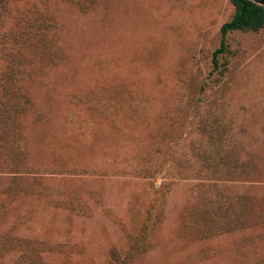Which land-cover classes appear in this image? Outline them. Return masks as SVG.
<instances>
[{"label":"rangeland","instance_id":"rangeland-1","mask_svg":"<svg viewBox=\"0 0 264 264\" xmlns=\"http://www.w3.org/2000/svg\"><path fill=\"white\" fill-rule=\"evenodd\" d=\"M230 0H0V264H264V28Z\"/></svg>","mask_w":264,"mask_h":264},{"label":"trees","instance_id":"trees-1","mask_svg":"<svg viewBox=\"0 0 264 264\" xmlns=\"http://www.w3.org/2000/svg\"><path fill=\"white\" fill-rule=\"evenodd\" d=\"M235 12L230 21L221 26L220 47L213 53V64L217 65V56L226 50L225 38L228 32L264 28V0H230Z\"/></svg>","mask_w":264,"mask_h":264}]
</instances>
